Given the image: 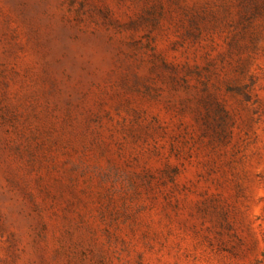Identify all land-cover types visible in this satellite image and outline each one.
<instances>
[{
    "label": "rangeland",
    "instance_id": "rangeland-1",
    "mask_svg": "<svg viewBox=\"0 0 264 264\" xmlns=\"http://www.w3.org/2000/svg\"><path fill=\"white\" fill-rule=\"evenodd\" d=\"M0 264H264V0H0Z\"/></svg>",
    "mask_w": 264,
    "mask_h": 264
}]
</instances>
